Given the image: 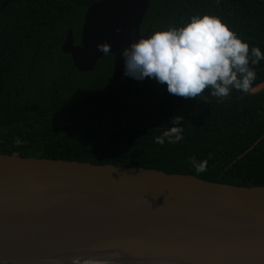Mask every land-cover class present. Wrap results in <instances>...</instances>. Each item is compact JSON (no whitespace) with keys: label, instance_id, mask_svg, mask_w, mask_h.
Returning a JSON list of instances; mask_svg holds the SVG:
<instances>
[{"label":"trees","instance_id":"obj_1","mask_svg":"<svg viewBox=\"0 0 264 264\" xmlns=\"http://www.w3.org/2000/svg\"><path fill=\"white\" fill-rule=\"evenodd\" d=\"M97 0H0V153L112 163L190 173L236 185H264V88L219 99L170 94L166 85L124 73L111 77L112 54L78 71L60 49L67 29L79 43ZM219 17L264 54V0H148L139 30L182 26L192 16ZM148 34V35H149ZM252 87L264 60L251 65ZM180 116L182 141L153 137ZM207 160L197 174L192 159Z\"/></svg>","mask_w":264,"mask_h":264},{"label":"water","instance_id":"obj_2","mask_svg":"<svg viewBox=\"0 0 264 264\" xmlns=\"http://www.w3.org/2000/svg\"><path fill=\"white\" fill-rule=\"evenodd\" d=\"M148 0H97L79 43L60 44L78 71L146 37ZM264 88V80L252 87ZM264 264V185L190 173L0 153V264Z\"/></svg>","mask_w":264,"mask_h":264},{"label":"clouds","instance_id":"obj_3","mask_svg":"<svg viewBox=\"0 0 264 264\" xmlns=\"http://www.w3.org/2000/svg\"><path fill=\"white\" fill-rule=\"evenodd\" d=\"M107 53V45L97 47ZM124 75L142 81L145 77L166 85L170 94L192 98L207 88L210 95L222 99L235 89L254 91L256 73L250 67L264 60L256 46L238 37L219 17L192 16L175 28L153 31L131 41L121 52ZM180 116L170 118V126L153 137L155 144L182 141ZM197 174L204 172L207 160L191 161Z\"/></svg>","mask_w":264,"mask_h":264},{"label":"rangeland","instance_id":"obj_4","mask_svg":"<svg viewBox=\"0 0 264 264\" xmlns=\"http://www.w3.org/2000/svg\"><path fill=\"white\" fill-rule=\"evenodd\" d=\"M4 264H14V263H4Z\"/></svg>","mask_w":264,"mask_h":264}]
</instances>
